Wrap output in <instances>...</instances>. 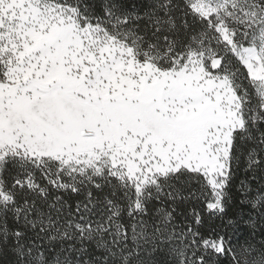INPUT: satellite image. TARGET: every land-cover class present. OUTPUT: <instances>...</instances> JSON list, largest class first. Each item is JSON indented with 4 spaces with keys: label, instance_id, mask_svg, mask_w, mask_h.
<instances>
[{
    "label": "snow or ice",
    "instance_id": "6c2138e0",
    "mask_svg": "<svg viewBox=\"0 0 264 264\" xmlns=\"http://www.w3.org/2000/svg\"><path fill=\"white\" fill-rule=\"evenodd\" d=\"M0 264H264V0H0Z\"/></svg>",
    "mask_w": 264,
    "mask_h": 264
}]
</instances>
